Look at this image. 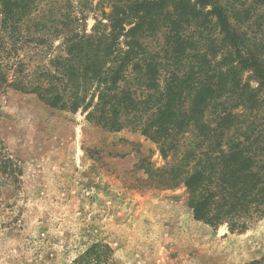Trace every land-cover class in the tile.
<instances>
[{"label":"trees","instance_id":"1","mask_svg":"<svg viewBox=\"0 0 264 264\" xmlns=\"http://www.w3.org/2000/svg\"><path fill=\"white\" fill-rule=\"evenodd\" d=\"M76 1L78 9L75 0H0V90L88 111L111 132L130 127L164 157L190 136L167 182L181 178L195 219L235 226L264 215V147L249 143L247 121L264 109V36L249 32L264 23V0H100L111 12L91 33V0ZM52 37L61 54L28 70L20 52ZM247 71L256 90L242 84ZM109 250L94 245L73 264H109Z\"/></svg>","mask_w":264,"mask_h":264},{"label":"rangeland","instance_id":"2","mask_svg":"<svg viewBox=\"0 0 264 264\" xmlns=\"http://www.w3.org/2000/svg\"><path fill=\"white\" fill-rule=\"evenodd\" d=\"M90 3L88 33L111 12ZM260 26L249 32L264 36ZM61 50L62 39L52 37L20 56L34 71ZM240 79L259 86L251 72ZM0 108V264H73L94 245L110 249L109 264H264V215L212 226L195 219L181 178L169 186L168 170L190 136L164 157L137 130L108 131L88 121V111L54 109L32 94L2 88ZM247 117L249 143L263 148L264 109ZM8 157L13 165L3 164Z\"/></svg>","mask_w":264,"mask_h":264}]
</instances>
